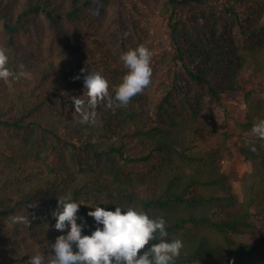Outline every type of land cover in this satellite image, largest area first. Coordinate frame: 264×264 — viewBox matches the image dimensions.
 <instances>
[{"label":"trees","instance_id":"16d2710c","mask_svg":"<svg viewBox=\"0 0 264 264\" xmlns=\"http://www.w3.org/2000/svg\"><path fill=\"white\" fill-rule=\"evenodd\" d=\"M141 44L150 85L80 123L72 97L87 71L109 80L114 99L128 71L120 57ZM0 46L9 68L31 73L0 81V264L54 252L63 233L52 212L65 196L85 203L82 235L103 227L88 204L127 205L183 241L175 264H264V244L240 239L264 220V140L252 132L264 88L246 92L236 128L210 112L247 72L264 74V0H0ZM237 153L252 165L242 175L224 168ZM21 215L28 226L14 223Z\"/></svg>","mask_w":264,"mask_h":264},{"label":"clouds","instance_id":"9594fccd","mask_svg":"<svg viewBox=\"0 0 264 264\" xmlns=\"http://www.w3.org/2000/svg\"><path fill=\"white\" fill-rule=\"evenodd\" d=\"M120 59L128 71L116 87L114 99L109 92L110 82L101 72L82 69L87 71L84 76L86 91L82 96L72 97L75 112L81 117L80 123H95L96 109L105 102L108 107L115 104L126 108L134 96L142 94L150 85L153 69L149 48L141 44L123 53ZM9 60V50L0 46V81L8 83L10 78L16 81L31 78L28 71L9 68ZM20 68L23 69V65ZM252 132L264 140V119L254 124ZM252 150H256L254 146ZM81 204L85 203L68 196L58 198L52 216L56 219L55 229L63 234L51 244L54 250L52 254L31 255L28 264H175L179 258L184 247L183 241L171 239L169 242L166 222L162 217L151 218L145 210L127 205H116L112 211L100 205L88 204L95 210L89 211L87 215L103 227H97L90 235H82L84 224L77 223ZM28 217L17 216L14 223L28 226ZM152 240L159 242L146 249Z\"/></svg>","mask_w":264,"mask_h":264},{"label":"rangeland","instance_id":"374dc122","mask_svg":"<svg viewBox=\"0 0 264 264\" xmlns=\"http://www.w3.org/2000/svg\"><path fill=\"white\" fill-rule=\"evenodd\" d=\"M264 88V74H256L254 72H247L244 75V83L242 90L226 95L221 100L215 102L210 110L211 114L219 121H227L229 125L236 128L238 121L242 120L247 110L245 94L248 90H256ZM237 138L239 136L237 135ZM237 157L230 161L226 160L224 168L229 170L231 167H236L239 173L250 171L252 165L244 156L237 153ZM234 189L242 196V187L240 180H234ZM260 231L257 236L245 235L240 236V239L250 243L264 244V220L259 221Z\"/></svg>","mask_w":264,"mask_h":264}]
</instances>
